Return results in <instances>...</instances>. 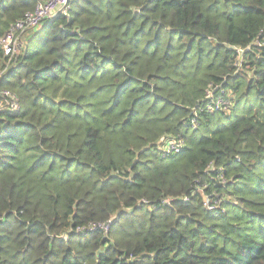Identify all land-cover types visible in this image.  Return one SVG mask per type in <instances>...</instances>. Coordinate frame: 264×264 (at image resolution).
Returning a JSON list of instances; mask_svg holds the SVG:
<instances>
[{
	"label": "trees",
	"instance_id": "obj_1",
	"mask_svg": "<svg viewBox=\"0 0 264 264\" xmlns=\"http://www.w3.org/2000/svg\"><path fill=\"white\" fill-rule=\"evenodd\" d=\"M1 89L0 264H264V0H72L0 43Z\"/></svg>",
	"mask_w": 264,
	"mask_h": 264
},
{
	"label": "built area",
	"instance_id": "obj_2",
	"mask_svg": "<svg viewBox=\"0 0 264 264\" xmlns=\"http://www.w3.org/2000/svg\"><path fill=\"white\" fill-rule=\"evenodd\" d=\"M72 0H38L35 8L26 12L22 19L13 24L6 34L0 39V43L3 47L6 56H9V62L12 57L16 56L17 49L22 46V36L25 32L32 28L38 27L42 22L47 19L54 18L60 14H66L71 7ZM242 52V49H239ZM212 91L207 93L208 101L205 102L200 111L205 113H213L220 110H226L230 108L231 102L225 95H216ZM0 109H9L11 111H20L21 102L20 96L15 92L1 89L0 90ZM199 112V111H198ZM198 112L194 114L191 120V125H198ZM185 146V141L182 138L175 137L173 135L163 136L160 142L161 152L164 155L179 153ZM220 180L225 182V177L221 174ZM203 199L205 205L209 209H213V205L210 202L209 195L203 193ZM164 202H171V199L167 198ZM113 219H109L105 222L91 223L88 229L102 230L107 233L112 225Z\"/></svg>",
	"mask_w": 264,
	"mask_h": 264
},
{
	"label": "rangeland",
	"instance_id": "obj_3",
	"mask_svg": "<svg viewBox=\"0 0 264 264\" xmlns=\"http://www.w3.org/2000/svg\"><path fill=\"white\" fill-rule=\"evenodd\" d=\"M25 38H26V32L24 33V35L22 36V46H23V44H24V40H25ZM22 46L19 48V49H17V51H16V53H19L20 52V50L22 49ZM122 221H125V222H127L128 220H129V218L128 217H125V218H122L121 219Z\"/></svg>",
	"mask_w": 264,
	"mask_h": 264
},
{
	"label": "water",
	"instance_id": "obj_4",
	"mask_svg": "<svg viewBox=\"0 0 264 264\" xmlns=\"http://www.w3.org/2000/svg\"><path fill=\"white\" fill-rule=\"evenodd\" d=\"M103 248H101V250H102Z\"/></svg>",
	"mask_w": 264,
	"mask_h": 264
}]
</instances>
